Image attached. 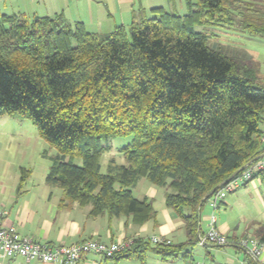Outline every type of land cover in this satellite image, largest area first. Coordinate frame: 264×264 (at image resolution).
<instances>
[{
	"label": "trees",
	"instance_id": "16d2710c",
	"mask_svg": "<svg viewBox=\"0 0 264 264\" xmlns=\"http://www.w3.org/2000/svg\"><path fill=\"white\" fill-rule=\"evenodd\" d=\"M185 3V15L156 9L107 34L60 14L0 15V115L28 118L56 148L44 181L61 191L59 205L142 225L156 217L151 200L132 194L145 179L166 190L165 207L183 224L185 244L139 239L114 257L177 258L201 235V200L264 153L259 63L223 54L194 31L213 26L264 39V0ZM118 138H130L119 150L125 164L112 158L102 173L101 155ZM29 175L20 168L19 185ZM253 226L264 245V222Z\"/></svg>",
	"mask_w": 264,
	"mask_h": 264
},
{
	"label": "crops",
	"instance_id": "0c3cea01",
	"mask_svg": "<svg viewBox=\"0 0 264 264\" xmlns=\"http://www.w3.org/2000/svg\"><path fill=\"white\" fill-rule=\"evenodd\" d=\"M30 1L36 5L35 9L41 12L33 15L53 17L60 14L67 22H79L87 32L95 34L110 33L116 27L127 23L130 25L133 20H138L142 16L152 18L155 15L154 10L171 8V4L174 3L173 0ZM253 60L259 63L260 79L264 84V62H260L257 58ZM260 129L263 133L264 145V123L260 125ZM20 168L30 170L29 177L21 185H19ZM40 168V178H35L33 165H0V207L8 212L3 222L13 227L20 236L51 246H70L86 240L103 243L126 241L132 245L140 239L154 247L152 238L167 239L174 246L186 243L187 237L182 222L165 207V189L155 187L145 179L139 180L132 189L135 198L151 200L156 211V217L142 225H135L126 217L109 219L106 215H100L91 218L88 215L89 206L80 207L73 204L61 207L59 205L61 191L48 187L44 181L49 165ZM257 177L241 188L226 194L215 212L218 214L216 227L228 239L225 246L189 245L172 260L147 252L143 263L134 256L105 258L97 254H87L82 256L77 264H185L189 261L199 264H262L264 248L260 258L253 259L236 245L242 237H253L254 223L264 222V219L259 221L247 217V202L255 211L259 210L260 203L264 214V172ZM211 213L208 204L205 205L200 214L199 234L206 232ZM0 264L42 263L36 260L26 263L20 257L7 259L0 253ZM52 264L66 263L58 261Z\"/></svg>",
	"mask_w": 264,
	"mask_h": 264
},
{
	"label": "rangeland",
	"instance_id": "374dc122",
	"mask_svg": "<svg viewBox=\"0 0 264 264\" xmlns=\"http://www.w3.org/2000/svg\"><path fill=\"white\" fill-rule=\"evenodd\" d=\"M173 1L171 8L167 7L168 9L166 8L165 11L180 16L185 15L187 13L185 0H182V2L181 0ZM191 1L195 2L196 0ZM35 8L36 5L31 3L30 0H0V15L25 14L33 16V14H41ZM123 27L128 28L129 23ZM194 31L206 34L208 45L223 54L234 56L245 53L251 58H257L260 62H264V39L213 26H195ZM72 45H75L74 41H72ZM129 142L130 138H118L110 142L109 152L103 153L100 158L102 173H105L106 165L112 158L115 159L117 164H125L119 150ZM56 154V148L39 136L31 120L17 114L0 115V165H33V168H35L33 177L40 178V167L50 165L49 158ZM74 162L81 165L80 159H75ZM246 205L248 218H256L259 221L264 219L263 208L260 203L259 210L256 211L249 202ZM215 215L217 217L218 214Z\"/></svg>",
	"mask_w": 264,
	"mask_h": 264
},
{
	"label": "built area",
	"instance_id": "2783aa9c",
	"mask_svg": "<svg viewBox=\"0 0 264 264\" xmlns=\"http://www.w3.org/2000/svg\"><path fill=\"white\" fill-rule=\"evenodd\" d=\"M261 171H264V153L258 160L248 163L234 179L210 196L208 206L212 213L208 218L206 232L198 236L197 244L199 246H225L228 243L226 236L216 227L215 212L226 194L251 182L256 177L254 175ZM7 214V210L0 207V253L7 259L20 257L26 263L36 260L42 264H52L58 261L66 264H77L84 255L97 254L105 258H112L126 251L131 245L130 242L126 241L103 243L97 240H86L70 246L39 244L29 238L20 236L13 227L5 225L3 220ZM151 241L153 244H170L169 240L163 238H152ZM236 245L242 248L253 259L260 258L264 248L263 244H260L255 238L249 236L239 239ZM185 264L199 263L189 261ZM262 264H264V261Z\"/></svg>",
	"mask_w": 264,
	"mask_h": 264
},
{
	"label": "water",
	"instance_id": "95a60500",
	"mask_svg": "<svg viewBox=\"0 0 264 264\" xmlns=\"http://www.w3.org/2000/svg\"><path fill=\"white\" fill-rule=\"evenodd\" d=\"M263 155H261L260 157H262ZM260 157L254 159L253 161H256L258 160ZM252 161V162H253ZM248 165V164H247ZM246 167V165L244 167H242L239 171H242L244 168ZM238 173V172H237ZM237 173L233 174L231 177H229L228 179H226L223 183H221L219 186H217L211 193H209V195H207L206 197H204L201 202H200V205H199V208H201L202 204L208 200L210 198V196L216 192L217 190H219L220 188H222L225 184H227L228 182H230L232 179H234L237 175ZM199 213H200V210H199Z\"/></svg>",
	"mask_w": 264,
	"mask_h": 264
}]
</instances>
